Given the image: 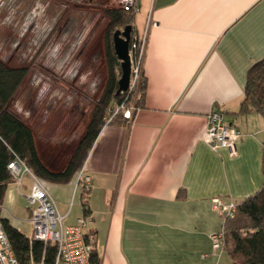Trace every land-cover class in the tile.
I'll list each match as a JSON object with an SVG mask.
<instances>
[{"label":"crops","instance_id":"crops-1","mask_svg":"<svg viewBox=\"0 0 264 264\" xmlns=\"http://www.w3.org/2000/svg\"><path fill=\"white\" fill-rule=\"evenodd\" d=\"M149 16L145 102L133 122L103 127L84 164L97 264H233L213 247L212 234L225 221L213 202H240L264 186V116L238 114L248 72L264 59V0H140L136 33ZM47 110L39 111L47 130L25 122L44 162L59 170L81 138V124L71 133L69 115L54 123ZM213 110L242 130L236 154L205 140ZM89 120L90 114L85 129ZM78 178L45 182L66 225L85 214ZM0 216L31 237V211L13 181Z\"/></svg>","mask_w":264,"mask_h":264},{"label":"trees","instance_id":"trees-1","mask_svg":"<svg viewBox=\"0 0 264 264\" xmlns=\"http://www.w3.org/2000/svg\"><path fill=\"white\" fill-rule=\"evenodd\" d=\"M104 12L109 18L104 32L106 85L101 96L95 100L84 134L62 169H52L44 162L39 153L33 129L9 109L11 100L27 76L28 68L10 66L0 59V206L3 203L8 183L14 182L8 168L10 161L16 157L21 158L45 182H70L83 169L106 123V117L110 115L109 111L113 110L116 104L124 101L127 105L131 104L130 100L135 95H139L136 107L144 104L146 79L141 81L137 94L136 92L133 94L117 92L122 70L121 60L115 52L113 36L116 30H122L128 25L132 26L133 36L136 13L116 7L104 8ZM253 113L264 116V59L252 65L248 72L245 93L238 112L239 115ZM126 121L123 113L119 112L111 124L122 125ZM262 163L264 171V150ZM89 188L83 186L82 205L85 217H90ZM2 222L19 264H54L57 256L56 243L30 239L6 219L2 218ZM224 229V251L233 264H264V186L257 193L237 202L236 214L225 221ZM90 232L95 234L91 229ZM92 261L100 262L96 248L92 253Z\"/></svg>","mask_w":264,"mask_h":264},{"label":"rangeland","instance_id":"rangeland-1","mask_svg":"<svg viewBox=\"0 0 264 264\" xmlns=\"http://www.w3.org/2000/svg\"><path fill=\"white\" fill-rule=\"evenodd\" d=\"M112 1L0 0V59L10 66L28 68L10 111L37 126L43 124L39 111L46 106L54 123L69 115L66 126L81 124L83 135L95 100L106 85L104 32L109 18L104 8L115 7ZM134 35L140 38L142 33ZM138 96L130 103L136 104ZM78 106L81 113H77ZM72 116H76V124H71ZM41 149L46 159L49 150L44 145Z\"/></svg>","mask_w":264,"mask_h":264},{"label":"built area","instance_id":"built-area-1","mask_svg":"<svg viewBox=\"0 0 264 264\" xmlns=\"http://www.w3.org/2000/svg\"><path fill=\"white\" fill-rule=\"evenodd\" d=\"M116 8L137 12L140 9V0H113ZM113 4V5H114ZM154 24L149 16L146 28L140 38L132 36L130 41L131 78L127 91L133 94L139 91L143 69L142 58L147 45L149 27ZM122 92V93H124ZM137 107L136 104H116L110 115L106 117L104 127L111 124L115 115L122 112L124 117L133 122ZM208 127L205 140L214 148L226 147L231 154L237 152V142L242 137V131L236 125L225 120L220 110H213L207 115ZM8 168L19 190L25 194L27 206L31 211L30 222L32 235L30 239L41 240L45 243L57 244V256L54 264H97L92 261L95 246V234L90 232V217L82 216L72 225L65 224V215L59 210L55 199L31 168L19 157L9 162ZM78 180L85 187H90L91 177L85 174V167L79 172ZM213 209L224 213V220L233 218L237 211V202L225 203L221 198L213 202ZM224 221V224H225ZM213 247L224 250L225 229L212 234ZM0 264H19V261L6 234L0 216Z\"/></svg>","mask_w":264,"mask_h":264},{"label":"water","instance_id":"water-1","mask_svg":"<svg viewBox=\"0 0 264 264\" xmlns=\"http://www.w3.org/2000/svg\"><path fill=\"white\" fill-rule=\"evenodd\" d=\"M132 26H126L123 30H116L113 36L116 55L121 60V77L118 81V93L127 91L131 78L130 41Z\"/></svg>","mask_w":264,"mask_h":264}]
</instances>
